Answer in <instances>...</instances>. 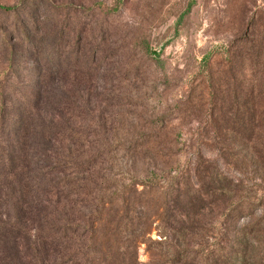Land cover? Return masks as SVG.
I'll return each instance as SVG.
<instances>
[{"label":"rangeland","instance_id":"1","mask_svg":"<svg viewBox=\"0 0 264 264\" xmlns=\"http://www.w3.org/2000/svg\"><path fill=\"white\" fill-rule=\"evenodd\" d=\"M0 5V95L57 124L11 152L0 121L9 255L63 186L91 264H264V0Z\"/></svg>","mask_w":264,"mask_h":264},{"label":"trees","instance_id":"2","mask_svg":"<svg viewBox=\"0 0 264 264\" xmlns=\"http://www.w3.org/2000/svg\"><path fill=\"white\" fill-rule=\"evenodd\" d=\"M13 10L11 7L0 5V13L12 12ZM28 93L34 96L37 95L39 98L41 91L38 94L31 89ZM21 95L24 100L18 101L15 99L12 100V104L7 103L8 101L0 95V121L7 128V141H4V144L11 152H22L26 139L38 143L45 137L54 142L52 134H54L53 132L57 126L54 118L49 115L50 113H47L49 111L48 108L44 107V110H42L44 114L40 110V99L34 97L29 100L24 94ZM28 104L30 105V111H33L32 113H29L28 109L26 110ZM10 137L11 140L8 139ZM6 165H9L10 169L14 171V164L12 165L11 161L8 164L6 163ZM59 165L57 162L54 163L55 168ZM12 171L8 174L12 175ZM17 182L20 184L19 180ZM61 183L58 180H47L45 185L58 190ZM63 188L62 186L63 197L61 196V192L57 191V193L51 192L43 201L41 200L48 210L43 218L42 226L27 232V243L20 244L19 247L16 245L17 254L19 253L18 251H24L26 253L24 256L17 255L15 257L9 255L8 250L10 247L7 245L9 244V238H7L5 228L2 229L3 232H0V264H91L89 258L84 256L78 257L73 253L78 246L80 247V245H77L80 240L79 236H76L77 231L75 230L76 227L78 228V224H76L77 218H69L66 216V213L64 214V210L68 209L71 201ZM102 211L103 209H100L99 215ZM96 213L97 210H94L93 214ZM125 219L128 222L130 217L125 216ZM78 221L84 224V228H89L87 233L91 232V239L93 241L94 232L92 227L94 228V224L91 223L99 221V218L94 222L92 218H83ZM84 237L87 236L85 235ZM31 238H33L32 241L30 240ZM10 243L12 244L11 241ZM81 243L84 245L83 241ZM15 244L16 242L13 240V246Z\"/></svg>","mask_w":264,"mask_h":264}]
</instances>
